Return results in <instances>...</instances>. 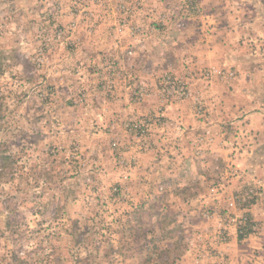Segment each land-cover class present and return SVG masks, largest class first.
<instances>
[{
  "label": "rangeland",
  "instance_id": "rangeland-1",
  "mask_svg": "<svg viewBox=\"0 0 264 264\" xmlns=\"http://www.w3.org/2000/svg\"><path fill=\"white\" fill-rule=\"evenodd\" d=\"M163 11L189 17L188 43L220 21L189 69L167 39L154 54L137 42L160 32ZM263 16L264 0H0V264H220L227 221L264 204L246 194L264 185L231 181L242 176L234 154L259 140L218 135L230 151L204 154L220 112L238 131L237 104L264 111V24L248 22ZM229 31L246 44L234 72L209 53L231 45ZM215 77L236 94L218 103L227 83ZM196 119L211 122L186 166L175 149L192 137L175 134Z\"/></svg>",
  "mask_w": 264,
  "mask_h": 264
},
{
  "label": "crops",
  "instance_id": "crops-1",
  "mask_svg": "<svg viewBox=\"0 0 264 264\" xmlns=\"http://www.w3.org/2000/svg\"><path fill=\"white\" fill-rule=\"evenodd\" d=\"M143 1H141L142 3ZM197 6H202L201 3H196ZM200 10V9H199ZM163 11L161 13H159V15L157 17H159V20L157 22V28H159L160 32L154 33L149 35L147 32V35H143L141 34V36H139L137 39L145 44L146 46L151 43L152 47H151V51L153 52V54L157 51H159V53H161V45L163 44V39H167V44H168V50L167 52L174 55L175 57L178 55H181L180 58L173 57V60L176 62L178 61V63L181 64V66L185 64V66L183 68L185 69H189L190 68V63H192V59L195 60L194 56L198 54V56H200L201 51L196 52V46H205L206 42L208 41V39L212 36L215 37L217 36L215 34L216 30L215 27L218 26V22L220 23V21H216L214 20V18H210L212 19V21L210 23H215V26H211L209 31L210 32H205V33H201V32H197L195 33L196 36L195 37H191L193 40L187 41V37L189 36L190 30L187 27L188 21H189V17L185 16H179V15H171L168 12ZM157 21V18H155ZM217 19V18H215ZM155 21V20H153ZM244 21V20H243ZM143 23V20L141 21ZM140 21L138 22V24H142ZM250 24H258V25H263L264 24V16L262 18H253V21H248ZM231 24H234L232 22H230ZM247 22H243V24H245ZM171 28H174L175 31H178V34L175 33V40H178V42H175V40H173L172 42L170 39V36L168 33L169 30ZM234 28V26H232V29ZM263 28V27H261ZM229 37L231 36V40L228 47L225 48H215L213 50H209V53L212 55V57H214V62L215 65L218 66V68H220L221 66H223L225 70H232L235 69L237 70L239 62L244 61L245 59L241 56H243L241 53L239 54L236 50V47H240L242 48L243 45H240V43H244V37L243 39L239 40L241 37V34L238 32H233V31H229ZM235 33H237L235 35ZM210 35L207 38V35ZM227 34V33H226ZM199 35V37H198ZM202 35H205V38L202 37ZM244 36H248V35H244ZM158 38V39H156ZM198 39H200V43L198 42ZM152 40V42H151ZM197 40V41H194ZM203 41H205V44L202 43ZM136 42V43H137ZM198 42V44H197ZM194 44V45H193ZM202 44V45H201ZM144 45V46H145ZM246 45V44H245ZM166 46V45H165ZM227 46V44H226ZM167 47V46H166ZM218 47V46H217ZM155 49V52H154ZM243 49V48H242ZM176 50V52L174 51ZM204 50V49H203ZM141 52H144L143 50ZM140 52V53H141ZM149 53L150 51L144 53L143 55ZM140 55V54H139ZM204 61V59L201 60V58L198 60V62H202ZM247 61H248V56H247ZM220 63L221 66H219ZM226 64L228 65L226 67ZM221 69V70H222ZM230 70V71H231ZM233 71V70H232ZM234 72V71H233ZM231 74V73H230ZM192 79H190L191 82ZM219 81L221 83L225 82L227 83V87L223 88L221 90V94H217L218 96L216 97L217 102L218 103H222L223 98H228V95L230 94V96H234L233 94H236V88L234 86V84L230 83V81L232 80L231 78H224V77H215L211 80L212 84L211 86L213 87V81ZM195 82V81H192ZM231 85L233 88L230 89L228 85ZM239 87V86H237ZM241 88V87H239ZM210 89V90H209ZM209 89L207 91H209V94L207 95V97L209 95H211L212 91H211V87H209ZM240 90V89H239ZM215 93V91H214ZM197 99V98H196ZM206 99V98H205ZM251 99V98H250ZM253 99V98H252ZM158 100V99H157ZM156 100V104L155 106H153V108L151 107L149 110L146 109L145 107V111L147 112H153L156 110L157 105L159 104L158 101ZM191 101L190 98L187 99L185 102H189ZM252 101V100H251ZM224 102V100H223ZM205 103L207 104V101H205ZM142 105V104H141ZM187 106V105H186ZM237 109L235 111V113L231 116V119H233V122H235V125H237V129H233L230 131V129H228V127H222L219 126V123H223V119H226L228 116H226L225 114H223L222 112H220L219 117L217 119L216 117V127L212 128V131H215V134H212L213 138V142L215 144H212L208 150L205 152L204 155L208 154L209 156H211L215 151H220L222 153L226 152L228 153L230 150H224L223 146L219 145V143L216 144L217 140H218V135L219 138L221 139V142L224 144L226 139H224L223 137L227 136L228 133H231L234 135H237V138L239 139V137L241 136V134H243L242 131L245 132L246 136L250 137V136H255L257 137L259 140V142H255L254 144H249L244 148H240L239 150V154H234L235 158L232 159L234 162H232L233 164H235L237 167L241 169L242 171V176H239L240 179L237 180V178H233L231 181L233 184L238 183L239 185L243 182H245V184H249V185H264V111L261 110H244V109H240V107H242L241 104H237ZM144 108V107H143ZM186 109V108H185ZM128 111V110H126ZM184 111V110H183ZM182 112V111H181ZM185 112H187V110H185ZM181 115V114H180ZM189 115L190 114V110H189ZM189 115H187V117H189ZM181 119H183L181 117ZM230 119V118H229ZM197 120V119H196ZM165 121V119H164ZM211 120L208 119L207 122H203V121H192V123H194V126H197V128H189L188 126H184V129H182L181 132L175 134V136L177 135L178 140L176 141L179 144V140L181 138H183V136L187 137V140L190 138L192 139V141L189 143V140L186 144L184 145H180V148L175 149V151L177 152L178 149L180 151H182L183 153L186 151L187 153L185 154V165L186 166H191L192 164H195L196 162H192L191 160V154H193V149H192V142L195 140L194 137V132H201V129H205V127H209L207 126L208 123H210ZM184 125V123H182ZM211 128V127H210ZM195 130L193 131V133L190 130ZM198 135H200L198 133ZM191 144V146L189 145ZM177 145V144H176ZM221 146V148H220ZM152 150V149H151ZM236 151L238 152V148H236ZM136 155L138 156L136 159L139 160V158L141 159V157L144 155L143 153L137 152L136 151ZM198 158H203V156H196ZM201 161L198 160V162L200 163V166H204L205 161H203L202 159H200ZM141 163V162H140ZM138 164V163H137ZM136 164V165H137ZM245 179V181H244ZM243 180V182H242ZM227 197H229V195H227ZM247 214L251 217V220L254 221V223L257 225V230L249 233L248 235H246L245 237L239 239L236 235L232 234L230 236L229 239H227L226 242H221L218 243V261L220 264H264V204L262 203H258L256 202L255 204L251 205L250 208L247 211Z\"/></svg>",
  "mask_w": 264,
  "mask_h": 264
},
{
  "label": "built area",
  "instance_id": "built-area-1",
  "mask_svg": "<svg viewBox=\"0 0 264 264\" xmlns=\"http://www.w3.org/2000/svg\"><path fill=\"white\" fill-rule=\"evenodd\" d=\"M171 84H174V82H171ZM170 84V86H171ZM177 90L183 91L184 90V83H175ZM247 198L248 200L251 199L254 195H260L264 196V190H257L254 191L253 189H250L247 193ZM231 223H234L236 226V229H238V235L241 236L242 238L248 235L249 233L257 230V225L254 223L253 220L250 219V217L247 214H241V216H234L230 221H227L225 226L223 227L221 235V242H226L227 241V232L228 227ZM227 229V230H226Z\"/></svg>",
  "mask_w": 264,
  "mask_h": 264
}]
</instances>
